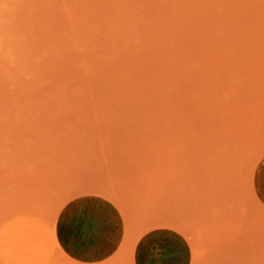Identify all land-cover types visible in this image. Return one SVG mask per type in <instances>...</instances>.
I'll list each match as a JSON object with an SVG mask.
<instances>
[{
    "label": "rangeland",
    "instance_id": "374dc122",
    "mask_svg": "<svg viewBox=\"0 0 264 264\" xmlns=\"http://www.w3.org/2000/svg\"><path fill=\"white\" fill-rule=\"evenodd\" d=\"M77 195L102 264H264V0H0V264H89Z\"/></svg>",
    "mask_w": 264,
    "mask_h": 264
},
{
    "label": "bare ground",
    "instance_id": "6f19581e",
    "mask_svg": "<svg viewBox=\"0 0 264 264\" xmlns=\"http://www.w3.org/2000/svg\"><path fill=\"white\" fill-rule=\"evenodd\" d=\"M75 216H79L78 221ZM63 222L67 231L72 232L71 236L77 235V247L80 252L88 255L105 253L116 235L117 218L106 208L100 210L95 205L82 206L78 210L66 213ZM70 243V246L74 245L73 240ZM159 264H183V260L179 259L174 249L170 247Z\"/></svg>",
    "mask_w": 264,
    "mask_h": 264
},
{
    "label": "crops",
    "instance_id": "0c3cea01",
    "mask_svg": "<svg viewBox=\"0 0 264 264\" xmlns=\"http://www.w3.org/2000/svg\"><path fill=\"white\" fill-rule=\"evenodd\" d=\"M88 205H95L96 207H99L100 210L107 209L109 212H111L115 218H117V225L115 228L116 235L113 238V241H110V247H108V250L105 253L98 254V255H88L85 253H81L79 247H77L78 238L77 235L71 236L70 234L72 232H68L67 228L65 226V223L63 222V216L68 212H73V210H78L79 207H86ZM75 218L79 219V216H75ZM59 238L61 239L62 244L64 247L68 250L69 253H71L72 256H74L77 259L87 261L89 264H102L103 261L112 259L114 257V249L116 248L117 244L120 241V233H121V225H120V219L115 213L114 210L109 208L108 206L104 205L102 201L98 200V198L95 195H77L73 198L69 199L65 205L62 207L60 214H59ZM76 231V229L74 230ZM74 241V245L70 246V242ZM161 258H158L157 260L146 262L142 257L137 256L136 262L137 264H159L161 261Z\"/></svg>",
    "mask_w": 264,
    "mask_h": 264
}]
</instances>
